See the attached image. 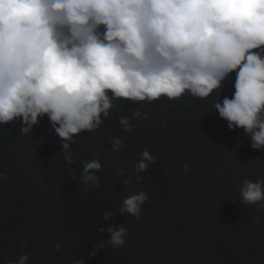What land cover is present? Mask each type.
Listing matches in <instances>:
<instances>
[{
    "label": "clouds",
    "instance_id": "9594fccd",
    "mask_svg": "<svg viewBox=\"0 0 264 264\" xmlns=\"http://www.w3.org/2000/svg\"><path fill=\"white\" fill-rule=\"evenodd\" d=\"M234 73V91L222 98ZM218 91L215 112L228 129L242 130L253 150L264 152V0H0V126L19 122L28 135L46 117L67 164L74 163L76 137L98 130L113 110L123 113L127 102L204 100ZM133 118L148 116L140 109L118 115L121 134L110 137L112 151L134 132ZM156 162L144 148L134 172ZM101 167L99 159L83 162L86 189L99 187ZM142 180L136 175V183ZM239 194L242 204L264 212V179H245ZM147 200L143 191L132 192L118 211L139 219ZM113 216L105 211L103 219ZM262 220L258 216L252 226ZM98 230L110 238L101 236L89 258L125 245L123 225ZM29 259L21 253L7 264Z\"/></svg>",
    "mask_w": 264,
    "mask_h": 264
},
{
    "label": "trees",
    "instance_id": "16d2710c",
    "mask_svg": "<svg viewBox=\"0 0 264 264\" xmlns=\"http://www.w3.org/2000/svg\"><path fill=\"white\" fill-rule=\"evenodd\" d=\"M234 81L235 73L221 89L222 98L231 97ZM218 96L219 91L204 100L127 102L123 113L113 110L98 130L76 137L72 164L66 163L46 117L28 135L21 134L19 122L0 126V171L6 173L0 179V264L21 253L29 254V264H72L76 259L85 264H198L187 249L196 232L191 226L200 229L202 223L207 243L229 264H264V220L252 226L264 212H257L259 205L242 204L239 194L243 181H256L260 173L241 130L228 129L212 107ZM134 109L148 118H133L134 132L125 133V146L114 152L110 137L121 134L118 115L130 116ZM144 148L157 162L137 174L134 165ZM243 158L252 174L241 165ZM93 159L102 165L96 173L100 184L88 190L80 177L83 162ZM136 175L143 176L140 183ZM140 191L148 200L139 219L121 215L124 197ZM212 201L220 216L199 222ZM105 211L114 213L112 220L104 221ZM112 224L128 229L125 245L107 246L89 258L101 236L110 238L98 229ZM231 237L241 253L228 244Z\"/></svg>",
    "mask_w": 264,
    "mask_h": 264
},
{
    "label": "rangeland",
    "instance_id": "374dc122",
    "mask_svg": "<svg viewBox=\"0 0 264 264\" xmlns=\"http://www.w3.org/2000/svg\"><path fill=\"white\" fill-rule=\"evenodd\" d=\"M241 133L243 134L245 138L248 154L252 156V158L255 159L256 164L254 166L260 173L259 178L264 179V154L261 151L253 150L250 146V138L246 136L242 130H241ZM241 165L246 167V170L249 173L251 174L253 173L252 168L249 169V163L246 158H243L241 160ZM56 194H58V190L56 191ZM202 211H208V213L206 215L202 214L201 221L199 222L204 221L205 223V221L208 222L209 219L211 218H212L211 220L213 221L215 219L214 214H217L218 216H220L219 213L217 212L216 203L214 201L210 203V209L208 210L203 209ZM191 227H195L196 232L190 234L191 237L188 239L189 247L187 251L189 255L193 256V258L196 260L198 264H212L213 261H215L216 264H229V262L226 259H223V256L221 255L219 251H215L214 250L215 248H212L207 243L205 239V235L207 234V232L204 229L203 223H202V228L200 229L195 224H193ZM228 244L241 253L242 248L235 243V240L233 239V237H231L228 240ZM174 253L176 252L174 251ZM175 262H179V261L175 260Z\"/></svg>",
    "mask_w": 264,
    "mask_h": 264
}]
</instances>
